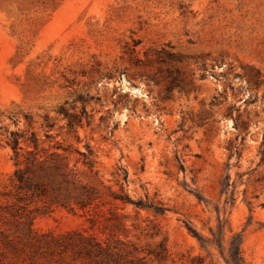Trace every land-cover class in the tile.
Listing matches in <instances>:
<instances>
[{
    "label": "rangeland",
    "instance_id": "rangeland-1",
    "mask_svg": "<svg viewBox=\"0 0 264 264\" xmlns=\"http://www.w3.org/2000/svg\"><path fill=\"white\" fill-rule=\"evenodd\" d=\"M14 134L93 204L17 190ZM263 149L264 0H0V264H225L188 224L264 264Z\"/></svg>",
    "mask_w": 264,
    "mask_h": 264
},
{
    "label": "trees",
    "instance_id": "trees-1",
    "mask_svg": "<svg viewBox=\"0 0 264 264\" xmlns=\"http://www.w3.org/2000/svg\"><path fill=\"white\" fill-rule=\"evenodd\" d=\"M235 126L243 127V123L240 122V126L235 123ZM16 134L13 135L12 149L15 157V170L13 172V182L19 191H38L45 190V184L41 180L46 178L49 182L56 184V194L55 203L62 207H69L72 209L71 204L74 203L79 208H86L93 204V201L97 199L96 192L93 188L86 185H74L73 177L74 174L66 170L67 165L62 162L63 157L57 151L61 147L57 145L55 151L48 154V156L41 157L37 152H28V158L25 161V167L20 168L19 158V138ZM30 143L33 145L34 150L37 149L36 140L32 138L29 139ZM262 158L264 159V149L262 150ZM84 159L83 163L87 165L89 171L93 167V163L88 156L81 154ZM124 183H127V176L124 173L122 178ZM118 183V182H117ZM62 185L65 187L62 192L60 188ZM72 185V187H70ZM112 199L115 201H120L122 204H132L136 208L152 210L154 213L159 214L162 212L160 207H157L151 203L142 202L141 200L133 201L123 192V187L120 186L119 192H110ZM199 199V198H198ZM200 200V199H199ZM187 226V231L199 242L200 248L209 251V248L216 247L224 261L225 264H245L241 256L240 251V239L237 235H233L229 241L228 247L223 246V226L218 225L217 232L214 233L210 230L211 238L201 236L194 228L189 224ZM90 239H94L90 237ZM209 253V252H208Z\"/></svg>",
    "mask_w": 264,
    "mask_h": 264
}]
</instances>
